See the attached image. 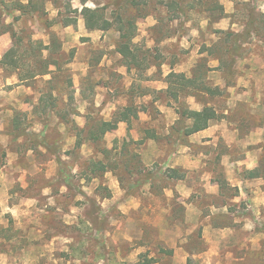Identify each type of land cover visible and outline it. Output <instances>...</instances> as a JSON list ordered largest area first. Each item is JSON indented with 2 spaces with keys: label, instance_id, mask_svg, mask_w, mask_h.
<instances>
[{
  "label": "rangeland",
  "instance_id": "374dc122",
  "mask_svg": "<svg viewBox=\"0 0 264 264\" xmlns=\"http://www.w3.org/2000/svg\"><path fill=\"white\" fill-rule=\"evenodd\" d=\"M115 1L0 0V59L12 46V34L24 33L46 45L55 36L65 54L60 62L70 60L50 85L49 76L29 85L0 70V264H129L124 259L130 253L136 262L153 258L169 264L173 253L159 241L161 228L167 235L187 232L183 199L171 192L175 181L166 178L177 146L172 129L179 120V105L166 93L167 77L175 73L191 78L198 72L211 87L226 85L223 72L216 69L223 45L231 47L232 41L217 34L218 23L210 24L204 15L191 13L188 20L169 22L155 4L152 16L137 25L134 44L141 67H129L116 51L119 33L89 32L81 16L87 7L106 8L111 17ZM257 1L220 0L230 12L224 32L242 33ZM27 2H41L39 13L29 14V8L21 14L16 3ZM63 17L76 18L77 25L63 27ZM263 45V37L251 40L243 60L250 55L249 46ZM227 97L228 89L212 104L223 111ZM53 101L56 107L45 109ZM183 102L190 109L205 105L193 97ZM129 105L138 120L101 143L77 147V136L88 124L111 121ZM66 115L72 124L61 120ZM126 141L132 144L126 146ZM92 161H102L107 172L92 173ZM222 192L219 198L199 194L194 200L203 217L210 214V204L229 205L228 215L215 213L216 223L231 231L221 234L217 263L264 264V213L248 227L236 224L235 219L252 216L243 211L246 206L230 202L235 189L224 186ZM193 235L203 236L199 230ZM203 248L189 246L194 253ZM189 264L197 262L189 259Z\"/></svg>",
  "mask_w": 264,
  "mask_h": 264
},
{
  "label": "crops",
  "instance_id": "0c3cea01",
  "mask_svg": "<svg viewBox=\"0 0 264 264\" xmlns=\"http://www.w3.org/2000/svg\"><path fill=\"white\" fill-rule=\"evenodd\" d=\"M257 4V10L264 15V0H258ZM225 13L230 14L228 11ZM228 20L230 18L218 22V31H227L230 26ZM249 47V57L245 60L240 58L236 62V70L239 73L235 85L228 88L227 106L223 111L218 109V114L223 116V119L190 136L186 143L178 144L167 162L169 169L185 173V178L176 181L171 192L176 191L183 199L187 230L186 234L176 233L174 236L173 233L167 235L161 228L159 241L166 246L165 249L173 253L169 264H189V259L197 264H218L221 255L219 248L223 243L221 234L227 232L230 227L218 225L215 213L228 215L229 205L222 204L218 208L210 204V214L203 217L202 207L194 203V200L199 199L197 195L204 197L205 194L219 198L223 195L224 186L232 187L237 194L230 202L239 207L246 206L243 211L252 216V219H235L234 223L240 221L247 227L253 224L252 220L261 218L264 213V178L250 179L246 176L247 172L261 167L264 155V45ZM216 86L226 87L222 83ZM202 109L203 107H197L191 110ZM124 125L125 123H120L117 130H122ZM150 145H153L151 141ZM115 188L116 186L112 189L116 193ZM173 211L171 207L170 213ZM196 230L203 235L201 239L200 235H193ZM228 239L231 241V238ZM226 241L228 240L224 242ZM199 244L204 248L196 253L189 250V246ZM126 257L130 260L126 258L124 261L129 264L140 263L138 259V262L133 261L132 253ZM149 262L158 264L153 258H150Z\"/></svg>",
  "mask_w": 264,
  "mask_h": 264
},
{
  "label": "trees",
  "instance_id": "16d2710c",
  "mask_svg": "<svg viewBox=\"0 0 264 264\" xmlns=\"http://www.w3.org/2000/svg\"><path fill=\"white\" fill-rule=\"evenodd\" d=\"M116 0L113 4V12L110 16L107 14L106 8L91 9L85 7L81 16L85 23V28L89 32H109L115 30L119 33V41L116 51L122 57L125 64L129 67H141L142 62L138 59V53L135 49L134 40L137 36V25L141 19L152 16L150 8L152 5L160 6V11L165 14V19L169 22L181 21L189 19L191 13L204 15L210 24H215L227 18L224 7L220 0ZM41 2H29L27 5L16 3L23 15L38 14V5ZM156 12V11H155ZM59 17H62L59 13ZM247 24L242 33L233 34L217 31V34L227 35L231 38L232 46L224 44L221 50V58H219L220 67L216 70L223 72L226 81V87L209 86L201 73H193L191 78H187L183 74L171 73L167 77L168 88L166 93L171 101L177 103L179 108L176 114L179 116L177 127L172 129L177 137L176 144L186 143L187 138L204 131L210 127L213 122L220 121L223 116L219 115L218 109L212 104L216 99L224 98L226 90L235 85L236 80V62L243 58V52L246 45L256 38H264V15L257 10L251 8L247 16ZM60 24L63 27H74L77 25L76 18H61ZM162 22L163 19L158 20ZM53 23L49 25L52 26ZM12 46L8 49L0 59V70L5 71L11 76H17L20 83L29 84L37 82L38 79L50 77L46 84L50 85L57 75L62 73L64 66L70 63L66 61L61 63L60 59L65 57L63 45L55 36L51 37V42L46 45L42 41H34L27 37L24 33L18 36L12 34ZM73 52L71 57L73 56ZM228 60H222L223 57ZM56 57H58L56 59ZM146 62V60H144ZM226 89V90H225ZM193 97L201 99L205 103L201 111H193L188 108L183 100ZM42 101V99H41ZM47 108H55V102H51ZM61 120L67 122V125L73 123L68 115L61 117ZM138 120V113L134 106L129 105L118 111L111 121H95L91 125H87L86 129L79 132L77 136V147H83L86 143L98 144L103 141L107 134L117 131L120 123L131 125L133 121ZM147 140L156 139L155 136H148ZM142 140L140 145L143 143ZM126 146L132 143L124 142ZM134 159H138L139 155L134 154ZM92 173H105L107 167L102 161L90 162ZM168 180L180 181L185 178V174L180 170H169ZM246 176L250 179L264 178V155L261 167L255 171L247 172ZM148 176L145 177L147 179ZM140 264H151L147 261Z\"/></svg>",
  "mask_w": 264,
  "mask_h": 264
}]
</instances>
